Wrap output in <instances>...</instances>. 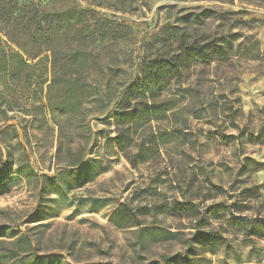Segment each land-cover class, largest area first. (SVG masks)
I'll use <instances>...</instances> for the list:
<instances>
[{
    "label": "rangeland",
    "instance_id": "1",
    "mask_svg": "<svg viewBox=\"0 0 264 264\" xmlns=\"http://www.w3.org/2000/svg\"><path fill=\"white\" fill-rule=\"evenodd\" d=\"M36 1L88 10L116 36L95 47L90 83L102 97L74 114L51 113L48 48L20 78L0 74V170L14 161L0 235L21 231L32 246L1 237L0 264H264V0ZM182 39L212 59L194 61ZM159 58L181 70L160 98L172 110L132 130L127 158L117 96ZM121 205L144 231L110 223Z\"/></svg>",
    "mask_w": 264,
    "mask_h": 264
},
{
    "label": "trees",
    "instance_id": "2",
    "mask_svg": "<svg viewBox=\"0 0 264 264\" xmlns=\"http://www.w3.org/2000/svg\"><path fill=\"white\" fill-rule=\"evenodd\" d=\"M211 15V11H204L201 15L193 16L190 21L201 24L202 16L207 19ZM0 23L12 28L11 31L0 30V33L4 34L8 44L16 48L6 50L3 44L6 45L7 42L0 36V74L5 73L10 80L20 78L23 68L30 70L38 67L40 62L33 61L39 59L42 51L47 48L51 51L53 78L46 86V97L54 119L58 113L74 114L86 100L95 95L102 97V91L92 88L90 79L95 67L97 42L109 44L116 36V31L106 20L95 18L84 9L51 12L46 11L36 0H0ZM56 44H60L59 47ZM180 44L194 61L212 59L205 51L200 52L196 43L189 46L187 40L182 39ZM31 47L39 49L38 52L33 53ZM141 71V79L124 87L117 96L116 141L119 150L127 158L132 146V130L166 117L172 110L168 102L160 98L173 78L181 73L174 60L164 58L144 59ZM59 92H62V98L59 97ZM81 162H76L74 166L80 165ZM13 164L11 155L0 170V192L7 185L5 180L12 174ZM26 168L35 174L30 166ZM110 223L119 229L136 227L144 231L138 214L124 205L114 211ZM5 236L15 239L14 244L22 248L24 254L32 251L31 242L21 231ZM5 236L0 235V238ZM24 257L20 258L19 264H33L26 262Z\"/></svg>",
    "mask_w": 264,
    "mask_h": 264
}]
</instances>
